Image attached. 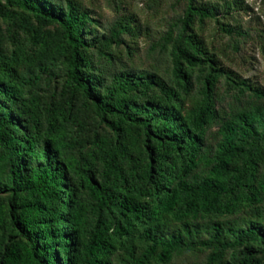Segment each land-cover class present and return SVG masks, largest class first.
Wrapping results in <instances>:
<instances>
[{
    "label": "trees",
    "instance_id": "1",
    "mask_svg": "<svg viewBox=\"0 0 264 264\" xmlns=\"http://www.w3.org/2000/svg\"><path fill=\"white\" fill-rule=\"evenodd\" d=\"M176 2L166 79L125 59L150 30L129 0L104 28L85 0H0V264H264V86L215 45L264 53V26L244 0Z\"/></svg>",
    "mask_w": 264,
    "mask_h": 264
},
{
    "label": "rangeland",
    "instance_id": "2",
    "mask_svg": "<svg viewBox=\"0 0 264 264\" xmlns=\"http://www.w3.org/2000/svg\"><path fill=\"white\" fill-rule=\"evenodd\" d=\"M88 5L97 8L101 14V25L106 27L114 18L113 9L114 0H85ZM141 18H147L150 23L148 35H143L137 42V52L125 59L135 68H155L157 72L166 79L171 78V61L170 46L165 45L159 39L160 34L166 29L165 23L168 20L176 18L180 15L182 5L176 0H129ZM251 11L248 15L242 14L241 20L245 24L251 20L252 24L264 26V0H244ZM212 28L209 27V31ZM228 44V57L221 56L225 64L237 70L242 76L251 78L264 86V53L259 48V42L255 38H242L233 36H224L222 39H216V46H224ZM234 45L232 48L231 45ZM237 44L238 50H234ZM226 46V45H225ZM193 76L200 72L195 67L191 69ZM220 99L218 106L225 109L240 108L247 97L241 96L232 85L225 83L223 80L219 83ZM208 131L209 140L211 141L210 132ZM204 259V252H186L173 257L174 264H192L199 263Z\"/></svg>",
    "mask_w": 264,
    "mask_h": 264
}]
</instances>
